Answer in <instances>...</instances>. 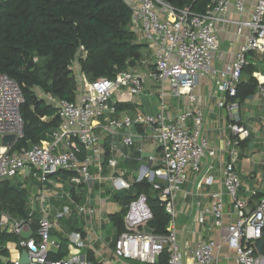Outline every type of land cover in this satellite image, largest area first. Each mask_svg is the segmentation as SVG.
I'll list each match as a JSON object with an SVG mask.
<instances>
[{
	"label": "built area",
	"instance_id": "built-area-1",
	"mask_svg": "<svg viewBox=\"0 0 264 264\" xmlns=\"http://www.w3.org/2000/svg\"><path fill=\"white\" fill-rule=\"evenodd\" d=\"M131 11V28L138 41L149 49L152 70L150 78L160 84H168L177 96H185L188 107L172 123L165 122L162 106L154 116L136 115L112 121L105 127L107 133L133 126H150L154 129V141L159 148V168L141 173L138 182L146 179L158 193V201L170 217L166 234H157L148 226L152 213L144 195H140L126 205L123 231L111 245V260L108 264H155L163 253L167 254V264H186L188 258L193 264H228L220 256L223 246L233 254V264H264V197L252 208L239 196L241 182L232 162L221 169L224 194L235 210V221L224 227V199L221 194H204L195 203L196 221L201 226L218 229L219 235L201 236L194 248L180 245L177 233L172 229L174 202L186 183L189 172L198 174L204 158H213L215 149L209 146L203 135V117L200 111L191 109L197 101L194 93L201 78H211L214 92L220 97L219 106L230 114L237 107L227 100L235 98L243 73L253 67L251 77L257 82L258 92L264 96V0H210L205 10L195 13L190 8L178 9L162 0H120ZM229 26L234 28L232 37L242 39L235 60L218 69L213 62L219 59L218 33ZM233 44V43H231ZM83 53V48H80ZM34 62L37 60L34 59ZM76 67L75 70L73 68ZM79 71L78 64L71 67ZM78 80L79 89L74 102L44 95L45 102L56 110L60 118L59 126L47 133L51 142L47 145L32 144L16 147L24 139V121L20 107L24 98L19 85L0 74V181L14 179L24 171L37 176L41 183L58 172H69L75 185H86L92 181L90 166L99 157V138L92 131L94 123L107 114H114L110 104L114 94L127 92L139 96L143 91L142 75L128 69L114 79L101 78L93 82L83 74ZM235 137L232 145L248 138L245 127L229 126ZM13 136L11 143L4 146L3 138ZM135 135L125 134L124 146H132ZM84 155L80 157L79 149ZM153 160L152 157L149 158ZM116 168V162L108 161ZM148 170V169H147ZM115 191H123L130 185L122 176L113 180ZM212 186L213 178L199 182L198 189ZM206 204L201 208V204ZM26 216H15L5 209L0 201V237L16 236L15 243L0 244V264H21L20 257L27 254L26 264H93L83 254L84 239L80 232H71L68 240V254L61 258L51 239V231L67 216L71 208L78 214L84 206L75 204L62 206L52 217L44 212L33 216V203L26 206ZM93 213L92 211H90ZM36 224V230L33 225ZM172 225V226H171ZM147 226L152 233H147ZM92 229L87 232L90 235ZM209 231V229H208ZM261 242L260 248L257 244ZM14 257H2L4 254Z\"/></svg>",
	"mask_w": 264,
	"mask_h": 264
},
{
	"label": "crops",
	"instance_id": "crops-1",
	"mask_svg": "<svg viewBox=\"0 0 264 264\" xmlns=\"http://www.w3.org/2000/svg\"><path fill=\"white\" fill-rule=\"evenodd\" d=\"M233 31L234 28L229 26L221 29L218 33V45L222 55L213 62L215 68L220 69L231 64L236 58L242 39L235 41L232 37ZM145 50L149 56V49L146 47ZM143 58H146L145 55ZM147 68L151 69L147 73L142 72L145 82L141 94L139 96H131L127 92L114 94L110 98V104L115 107L116 112L107 114L94 123L92 131L99 138L98 149L100 154L90 166L92 175L90 184L75 185L71 182L74 176L63 171L51 176L46 183H41L37 176L29 171H24L23 175L10 179L17 182L18 187L26 191L28 201L26 206L31 201L34 205L32 212L33 214L36 213L37 217L43 212L52 217L62 206L70 205L72 201L85 207L82 214H78L74 208H71L70 213L60 220L51 231V239L59 245V251L56 255L58 258L68 254L69 234L80 232L84 239L83 254L93 264H108V261L111 260V245L116 236V229L110 218L121 212L123 207L120 200L135 195L134 184L142 176L143 169L152 171L159 168L160 153L154 141L153 127L137 125L132 128L114 130L112 133H107L105 127L112 121L124 117L154 116L162 106H165V122L172 123L189 106L185 96L175 95L168 84H160L150 78L151 62ZM75 69L76 67L73 68V70ZM75 74L77 81L82 79L79 76L80 71H75ZM247 76L251 77V74ZM244 78L243 82L247 80V77ZM78 82L80 83V81ZM213 87V79H199L194 90L197 101L190 107L202 113L203 135L206 137L209 146L215 149V156L204 158L201 161L198 174L188 173L186 183L174 202L175 216L173 226L171 225L172 229L177 233L180 245L190 248L197 245L201 236L204 237L209 234L210 237L217 239L219 235L218 229H210V223L209 226L197 224L195 203L201 201L204 194L217 193L222 195L225 203L222 219L224 227L235 221L234 207L224 194L222 186L221 169L225 163L232 162L234 164L242 186L239 196L245 200L248 208H252L264 197V191L255 185V180L252 181L260 169L264 170V96L258 92L256 82L255 91L248 98L227 100L229 104L237 105L230 114L225 108L219 106L220 97L213 93ZM232 124L245 127L249 133L248 138L240 140L237 146L232 145L235 139L229 128ZM48 132L45 133L39 145H47L51 142V138L47 136ZM127 133L136 136L133 145L129 147L123 144V137ZM239 146L246 150L253 148L258 151L259 153H257L263 161L255 163L254 168L251 167V157L239 151ZM150 157L153 158L152 161L149 160ZM109 160L116 162V168L108 165ZM135 174L137 177H134ZM119 176H122L130 185L129 189L120 192L114 190L112 182ZM27 177L38 181L39 187L32 188L25 185L24 180ZM207 177L213 178V185L210 187L204 185L202 189H198V183L204 182ZM200 207L203 209L206 204L203 203ZM90 228L92 231L89 235L87 230ZM16 240L8 241L15 243ZM4 255L10 258L14 257V254L10 253ZM220 256L228 264H233V254L226 246H223ZM185 263L193 264L188 258Z\"/></svg>",
	"mask_w": 264,
	"mask_h": 264
},
{
	"label": "trees",
	"instance_id": "trees-1",
	"mask_svg": "<svg viewBox=\"0 0 264 264\" xmlns=\"http://www.w3.org/2000/svg\"><path fill=\"white\" fill-rule=\"evenodd\" d=\"M162 1L195 13L203 12L210 2ZM130 23L131 11L120 0H0V74L15 81L24 98L20 107L24 139L16 147L39 144L46 132L59 126L56 110L37 98L36 90L74 102L79 89L71 69L75 62L86 80L93 82L114 79L142 60L146 46L138 41ZM252 71L253 67L244 71L247 80L239 85L235 98L244 100L254 93L256 82L247 76ZM78 149L82 157V148ZM10 181H0V201L15 216H26L27 193ZM134 189V196L120 200L121 212L110 218L116 229L114 240L123 231L126 205L140 195L146 197L152 213L148 226L154 233L166 234L170 217L160 205L158 193L146 179L134 184ZM4 240L14 241L16 236L0 237V244ZM167 260L163 253L155 264H167Z\"/></svg>",
	"mask_w": 264,
	"mask_h": 264
},
{
	"label": "rangeland",
	"instance_id": "rangeland-1",
	"mask_svg": "<svg viewBox=\"0 0 264 264\" xmlns=\"http://www.w3.org/2000/svg\"><path fill=\"white\" fill-rule=\"evenodd\" d=\"M143 56L145 55L146 58H143L140 62H138L134 67H131L130 70H132V72L134 71V73L136 74H139V75H142V72H149L150 69H148L147 67L150 65V62H151V59L149 58L148 54L146 53V50H143ZM142 56V57H143ZM148 69V70H147ZM88 81V80H87ZM36 96L37 98H42L43 97V94L41 91L39 90H36ZM239 151H242L245 155H248L251 157V167L254 168V165L255 163H260L262 162L263 160L261 156L258 155V151L254 150L253 148H250L249 150L243 148L242 146H239ZM258 152V153H257ZM256 153V154H255ZM23 175V174H22ZM134 177H137V175L135 174ZM241 177V176H240ZM242 179V178H241ZM250 180V179H249ZM252 180V179H251ZM255 180V181H254ZM252 181L255 182V185L259 187V189L263 190L264 191V170L260 169V171L256 174V178H254ZM17 182H14V181H10V184H15ZM24 183L25 185H29L31 186L32 188H36V187H39V183L38 181H36L34 178H30V177H27L25 180H24ZM18 185V183H17ZM36 191V190H35ZM152 197H155V194L151 193ZM28 202V201H27ZM27 212H29V210L27 209ZM30 213V212H29ZM38 215L35 213L33 214V218L34 217H37ZM5 242H9L8 240H6ZM4 258H8V256H2ZM0 259H3V258H0Z\"/></svg>",
	"mask_w": 264,
	"mask_h": 264
},
{
	"label": "water",
	"instance_id": "water-1",
	"mask_svg": "<svg viewBox=\"0 0 264 264\" xmlns=\"http://www.w3.org/2000/svg\"><path fill=\"white\" fill-rule=\"evenodd\" d=\"M27 68H28V69L31 68V62L27 65ZM13 139H14L13 136H6V137L3 138L2 144H3L4 146H6V145H8L9 143H11V142L13 141ZM18 186H19V184H18ZM144 230H145L147 233H152V230L149 229L147 226H145ZM261 245H262V243L259 242V243L257 244V247L260 248ZM20 262H21V264H26V263L28 262V258H27V254H26V253H23V254L21 255V257H20Z\"/></svg>",
	"mask_w": 264,
	"mask_h": 264
}]
</instances>
